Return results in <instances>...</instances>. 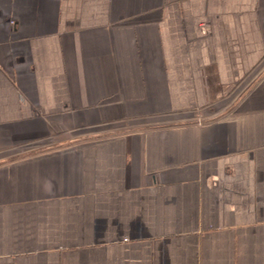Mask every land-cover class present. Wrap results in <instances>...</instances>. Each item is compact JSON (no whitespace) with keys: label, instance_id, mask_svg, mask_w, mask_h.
Returning <instances> with one entry per match:
<instances>
[{"label":"crops","instance_id":"obj_1","mask_svg":"<svg viewBox=\"0 0 264 264\" xmlns=\"http://www.w3.org/2000/svg\"><path fill=\"white\" fill-rule=\"evenodd\" d=\"M0 264H264V0H0Z\"/></svg>","mask_w":264,"mask_h":264}]
</instances>
